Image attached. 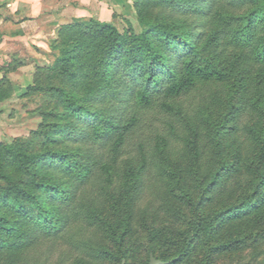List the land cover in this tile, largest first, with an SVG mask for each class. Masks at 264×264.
Here are the masks:
<instances>
[{
  "label": "trees",
  "instance_id": "16d2710c",
  "mask_svg": "<svg viewBox=\"0 0 264 264\" xmlns=\"http://www.w3.org/2000/svg\"><path fill=\"white\" fill-rule=\"evenodd\" d=\"M133 6L139 30L76 16L49 39L27 90L61 107L32 150L0 142V264H122L137 224L156 240L183 206L165 264L264 243V0Z\"/></svg>",
  "mask_w": 264,
  "mask_h": 264
},
{
  "label": "rangeland",
  "instance_id": "374dc122",
  "mask_svg": "<svg viewBox=\"0 0 264 264\" xmlns=\"http://www.w3.org/2000/svg\"><path fill=\"white\" fill-rule=\"evenodd\" d=\"M133 1L122 0L118 6L109 7L111 16L108 21L113 22L122 30L126 27V19H128L135 30H139ZM49 51L48 45V51L42 52L40 58L30 59L29 57L26 61L27 66L23 68L24 70H17L18 64L16 63L6 67V71L3 70L5 81L0 85V89H3V95L0 98V142L21 145L28 150H32L40 141V136L35 133L41 129L42 122L45 121L42 111L48 110L53 106L58 109L61 107L54 105L55 98L50 97L47 93L27 90L28 86L33 85L34 78L43 82L44 73L37 74L36 71L39 66H46L50 62ZM16 71L17 73H15ZM209 94V90H206V88L198 89L194 90L190 95L183 96L181 100H183L184 104L200 103L202 96L207 101ZM149 116L150 122L154 125H158L163 117L162 114L156 113L152 109H150ZM147 199H150L151 206L157 203L151 192L145 195V201ZM221 206V203L212 204L205 208L203 212L210 213ZM182 209L184 210V215H181L180 220L177 222L163 219L154 221L156 227L162 228L161 237L156 240L150 241L147 230L137 224V233L133 238L134 251L129 253L126 262L122 264H165L166 260L164 258L171 257L173 250L162 239L172 235L171 229L185 230L188 226L187 221L191 218L189 210L184 206ZM149 222L152 223L151 218L148 220ZM261 247L263 249L260 251ZM60 250L61 248L55 250L52 255H58ZM202 260L203 255L200 249V251L194 252L187 259L175 264H201ZM211 264H264V243L258 247L247 246L215 255Z\"/></svg>",
  "mask_w": 264,
  "mask_h": 264
},
{
  "label": "crops",
  "instance_id": "0c3cea01",
  "mask_svg": "<svg viewBox=\"0 0 264 264\" xmlns=\"http://www.w3.org/2000/svg\"><path fill=\"white\" fill-rule=\"evenodd\" d=\"M122 0H0V79L4 68L48 51L55 29L76 16L110 20V8ZM17 73V71L15 72ZM19 73V72H18Z\"/></svg>",
  "mask_w": 264,
  "mask_h": 264
}]
</instances>
